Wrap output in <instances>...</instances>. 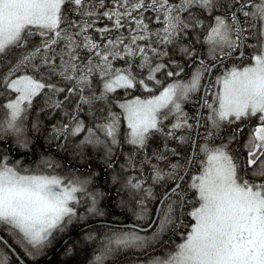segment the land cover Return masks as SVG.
<instances>
[{
  "label": "snow or ice",
  "instance_id": "6c2138e0",
  "mask_svg": "<svg viewBox=\"0 0 264 264\" xmlns=\"http://www.w3.org/2000/svg\"><path fill=\"white\" fill-rule=\"evenodd\" d=\"M220 8L225 13L214 14ZM204 13L211 18L208 24L200 18ZM73 14L78 18H70ZM153 18L161 25L155 30L146 22ZM99 19H107L111 26L95 28ZM93 28L104 39L103 43L89 34ZM202 28L206 29L202 42L208 46L211 61L207 64L204 59H196L192 45L180 43L189 30ZM249 30L257 40L255 45H249L255 49L251 62L243 67L225 68L214 82L208 80L201 97L208 114L204 117L198 112L195 117L197 127L201 119H206L208 137L219 135L225 124L230 126L258 117L257 126L243 144L246 150L243 166L238 163L239 157L228 150L242 128L234 129L227 143L200 147L204 158L198 174L188 184L196 201L187 213L193 222L186 226L188 231L181 234L182 241L174 249L162 255L146 253L149 256L146 264H264V0H0V64L3 65L0 86L15 94L0 104L5 110L0 118V139L5 134H15L18 139L24 135L28 110L34 98L47 89L52 94L67 91L69 96L78 97L75 110L65 113L69 122L53 126L56 138L66 139L86 132L81 145L102 146L106 156L111 157L113 147L121 142L123 119L127 129L124 142L144 152V159L139 161L140 175L127 176L123 187L130 190L138 207L135 211L138 219H148L147 202L156 201L157 207L147 225V230L155 228V231L148 237L139 234L144 229L133 226L131 231L106 236L95 264H105L120 250L147 249L163 233L181 223L177 209L190 203L182 186L183 177L179 175L181 165L170 164V170L165 172L158 163L153 164V159L162 161L167 157L162 152L149 156L148 141L154 132L161 133L166 140L188 141L187 137L176 135L179 129L193 127L183 109L184 102L201 90L206 73L211 76L214 68L243 46L244 34ZM111 32L116 35L105 36ZM36 34L43 38L38 46L14 62H4V57L26 46L27 38ZM178 43L180 52L196 64L186 80L179 79L184 68L176 61L159 62L169 57L168 48H175ZM81 51L88 53L86 60L80 59ZM118 60L124 61V66L115 67ZM170 65L179 71L167 70ZM145 71L146 76L142 75ZM161 72L173 79L162 86L159 94L115 101L121 111L111 110V97L118 89L127 93L139 86L152 92L150 83L162 85L157 79ZM56 77L71 83V87H58L51 82ZM93 77L97 78L99 95ZM69 96L64 99L68 100ZM96 101L104 103V107L97 109L100 116L95 119L99 122L86 128L78 113L84 104L91 110ZM62 105L63 101L57 100L49 106L61 108ZM169 116L175 123L165 131L163 120ZM19 142L26 144L23 140ZM164 147L167 150V144ZM171 152L176 155L175 149ZM43 164L50 169L57 166L47 160ZM18 165L19 161L13 164L7 156H0V230L11 235L32 257L49 242L66 217L76 215L73 204L79 203L77 193L87 194L92 203L88 211L92 213L97 212V195L88 193L90 179L75 176L65 179L30 172ZM127 166L137 167L134 156L128 157ZM145 166L151 169L154 185L163 186L166 180L174 182L158 199L151 186L145 187L149 178L143 174ZM119 180L120 177H113L114 183ZM3 243L0 236V244ZM0 264H8L3 252H0Z\"/></svg>",
  "mask_w": 264,
  "mask_h": 264
},
{
  "label": "trees",
  "instance_id": "16d2710c",
  "mask_svg": "<svg viewBox=\"0 0 264 264\" xmlns=\"http://www.w3.org/2000/svg\"><path fill=\"white\" fill-rule=\"evenodd\" d=\"M107 2V0H106ZM225 9L220 8L214 14H224ZM148 17H152V13L145 14ZM70 18H78L74 14ZM205 20V24L210 23V17L207 13H204L200 17ZM241 21L244 20L242 14H240ZM149 23L150 28L155 30L161 25L158 24L154 18L146 21ZM105 25L111 26V22L107 19H99L96 21L95 28H102ZM63 27V25H62ZM247 27V25H245ZM95 28L89 29V34L93 38L103 43L104 39L100 36L99 33L95 31ZM206 29L202 28L198 31H188L187 37L183 38L180 43L190 44L197 53L196 59H204L205 63H210L208 55V46L203 43L204 33ZM115 36V32L106 33L105 36ZM255 37L251 30L245 33V44H244V53L242 57L237 59L236 62L241 64L248 62L250 55L252 53L251 48L249 47L248 41L253 40ZM43 38L38 34L29 36L27 38L28 43L26 46L12 50L6 57H4L5 63L14 62L18 57L23 54H26L28 51L32 50L38 46ZM180 44L178 43L175 48L171 46L168 48L169 57L163 58L162 61L165 64L169 63V59L176 61L181 67L184 68V72L181 74L179 79L186 80L188 76L193 71L196 64L193 59H190L184 56L179 50ZM238 49V48H237ZM88 53L81 51L80 59L86 60ZM59 62V61H57ZM138 62V61H137ZM233 60H226L222 64L218 65L213 69V72L210 76L211 81L217 72H219L223 67H226ZM115 67L124 66V61H115ZM0 67H3L0 64ZM167 70L179 71L175 65H170ZM138 71V70H137ZM23 74V73H18ZM28 74H32L30 71ZM46 74V73H45ZM144 76L147 75V72H143ZM205 77V76H204ZM157 79L162 82V85H156L154 82L150 83V87L153 89L152 92H146L144 89L139 86L135 89H130L125 92L123 89H118L116 93L112 94L111 99L113 104L111 105V110L113 112L119 113L121 110L116 106L115 101H120L124 98L141 96L149 97L151 95L159 93L162 90V86L166 85L169 82H172L173 78H168L165 72L157 74ZM204 80V79H203ZM202 80V82H203ZM51 82L57 83L58 87L67 89L71 87V83L67 81H62L59 77H56ZM201 82V84H202ZM93 85L96 88V94L99 95V85L97 84V78L93 77ZM14 93L11 90H5L3 86H0V104L7 102L9 96H13ZM85 95H89L85 91ZM69 96L67 91L58 94H52L49 90L45 89L40 95L34 98L32 107L28 110L27 119L24 121V127L26 129L24 135L19 139L15 134H5L2 139H0V156H7L10 163H16L19 161V168L31 170L33 166L37 168L30 172H41V173H51L52 175H57L64 177L65 179H72L74 176L90 179L91 184H88V193L97 195V206L103 210L101 219L109 221H133L137 224L145 225L147 224L154 211L156 201H148V208L150 209L148 219H138L135 215V211L138 210L137 205L132 200L130 190L123 187L124 179L127 176H139V161L144 159V152H138L132 145H129L124 142V133L126 132V125L121 119L120 131H121V142L118 146L113 147V153L111 157H107L105 150L102 146H93V145H81L80 141L83 140L85 133H81L78 136H61L56 138L53 133V126H59L63 123L69 122V117L65 113H71L75 110L77 96H69L68 100H65L64 97ZM200 91L193 94L190 100L184 102L183 109L190 117L189 123L193 124L191 129H179L176 131L177 136H185L188 138L186 143H181L176 139H165L164 135L161 133L154 132L151 138L148 141L147 153L149 156L153 152H162L166 155L167 159L162 161L152 160L153 164H159V167L165 172L169 171L168 165L179 163L181 168L179 169V175L183 172L188 162L190 155L191 147L193 144V136L196 126V115L199 104ZM50 97V99H49ZM210 98V94L208 95ZM63 101L61 108L50 107L49 105L53 101ZM104 107V103L101 101H96L95 104L91 107L87 104L82 105V111L78 113L79 118L84 121L85 127H93L95 123L99 121L95 117H99L100 113L97 109ZM208 109L203 107L202 114L206 117ZM5 110L0 108V118H3ZM106 114V113H105ZM175 123L173 117L169 116L168 119L163 120L162 127L167 131L171 124ZM256 120L255 117H251L242 121H238L233 125L225 124L219 135L214 137H208L207 132L209 130V125L206 119H201L198 127V134L196 139L195 153L192 159V162L183 177V188L185 190L188 201L190 202L187 206L182 208L181 212V223L180 225V235L178 239H175L173 244L177 245L181 234L188 230L186 226H189L193 221L191 217L187 215L191 211L192 206L196 203L194 194L191 190L188 189V184L190 183V176L193 173H198L200 161L199 158L202 155V152L199 150L200 143L206 141L208 146H218L221 143H227L228 137L232 135L234 129L242 128L243 131L239 132L237 135V141H233L228 146V150L233 154L239 157L238 163H241L243 166V159L246 156V150L243 148V144L247 141L248 136L252 128L255 127ZM33 125H36L34 128ZM26 141V144H22L19 141ZM165 144H167V150L165 149ZM175 149L176 155H173L171 150ZM129 156H134L135 161L137 162V167L135 169H128L127 159ZM51 161L54 165H57L54 168H47L44 166L43 161ZM123 166V167H122ZM248 173L251 172V169L247 170ZM145 177H149L145 183V187L151 186L153 192L156 194L157 199L163 194L165 188H169L174 182L171 180L163 181L161 184H153L150 178L151 169L148 166H145L143 170ZM241 175H244L241 172ZM118 176L120 180L116 183L113 182V177ZM79 196L85 197L86 194L78 193ZM142 195V193H141ZM88 197H85L82 202H87ZM175 199V198H174ZM179 208L177 209V216L179 213ZM94 220V219H93ZM85 223V222H84ZM83 224L79 223V220L70 227L69 230L62 231L60 228L54 230V240L51 242V245L46 249L45 253L39 255L36 260L32 261L23 248L16 243L11 235L7 232L0 230V233L10 242L11 245L18 251V253L26 259L28 262L36 263L40 260L50 249L55 247L61 239L64 238L71 230L76 226ZM103 226H108L107 224H95L91 225L80 232L75 236L70 238L63 247L49 259L46 264H86L87 260H93V256L98 253L97 248H90L85 252L84 248H78L76 240L83 235L86 231H91L95 229L96 233L104 231ZM148 231V230H145ZM164 234V233H163ZM162 234V236H163ZM162 236L153 243L155 246L168 247L167 244L170 239L166 242H162ZM165 236V235H164ZM0 247L4 254L8 257V264H20L19 261L15 258L11 250L5 246V244H0ZM127 256L116 255L115 257L108 258L105 261V264H122Z\"/></svg>",
  "mask_w": 264,
  "mask_h": 264
},
{
  "label": "rangeland",
  "instance_id": "374dc122",
  "mask_svg": "<svg viewBox=\"0 0 264 264\" xmlns=\"http://www.w3.org/2000/svg\"><path fill=\"white\" fill-rule=\"evenodd\" d=\"M256 43H257V40L255 38L253 40L248 41L249 45H255ZM250 48H251V51H252L251 54L253 55L254 52H255V49L253 47H250ZM251 56H250V58H251ZM250 62L251 61L245 62L243 64H233V65H230L228 68H231L234 65L238 66V67H243L244 65L249 64ZM222 71H223V69H221L219 72H217L215 74V76L213 77V82L215 81L216 77L221 74ZM157 94H159V93H157ZM209 94H210V98H208V100H209V102H211L212 95H211V93H209ZM14 95L15 94H13L12 98H14ZM131 98H133V97L124 98V99H131ZM142 98H147V97H142ZM124 99H121L120 101H123ZM207 114H208V112L206 113V116H207ZM125 125H126V123H125ZM204 144L208 145V143L205 140L202 141L200 143L199 150H200V147L203 146ZM212 147H216V146H212ZM203 158H204V154L202 153V155L199 158V161H201ZM36 168H37L36 166H33V168L30 171H33ZM37 173H41V172H37ZM43 174L52 175L51 173H43ZM197 174L198 173H193L190 176V182H191V178L194 175H197ZM82 179H85V178H82ZM89 184H91V182ZM77 196L79 198V203L73 204V206L76 209V215L72 216L71 218H68V217L65 218V220L62 222V225L60 227V230H62V231L69 230L70 227H72L76 223L77 220H79V223H82V222L84 223V222H87V221H90V220H93V219H101L100 217H102L103 210L97 206V203H96L97 212L96 213H92V212L88 211V209L90 207H92L91 200L89 198H87L88 199L87 202H84V203L82 202V200L85 197H88L87 194H86L85 197H83V196H79L78 193H77ZM103 228H104V231H102L100 233H96L95 229H92L91 231L90 230L86 231V232L83 233L82 236H80L76 240L78 248H84L85 252H87L90 248H97L98 253H96L93 256L92 262H91V260L88 259L86 264H95V257L100 254L102 246L106 242L105 241V237L106 236L112 235V233H119L121 231L127 232V231H131L132 230V228H129V227H117V226H111V225L103 226ZM154 231H155V228H153L151 230H148V231H139V234L151 237L152 233ZM53 234H54V231H53L51 237H49V242L41 250H39V252H34L32 257L27 255L32 261L36 260L39 255H42V254L45 253L46 249L51 245V242H53V240L55 238V236ZM181 241H182V239L178 242V244ZM155 242L156 241H153L149 245V247L152 246L153 243H155ZM174 247L175 246L173 245V249H174ZM29 250L31 251V249H29ZM144 250H146V249H144ZM167 251H169V249L165 250V248H161L159 251H157L155 253V255H162V254H164ZM0 252H3L1 248H0ZM141 252H143V250H139V249H136V248H128V249L120 250V251L114 253L111 257H115L116 255H118V256L119 255L127 256V258L123 261L122 264H146L147 259L149 258V256L148 255L147 256H142V255H140ZM111 257H109V258H111Z\"/></svg>",
  "mask_w": 264,
  "mask_h": 264
},
{
  "label": "water",
  "instance_id": "95a60500",
  "mask_svg": "<svg viewBox=\"0 0 264 264\" xmlns=\"http://www.w3.org/2000/svg\"><path fill=\"white\" fill-rule=\"evenodd\" d=\"M234 10V9H233ZM243 49H244V41H243V46L239 47L238 51L237 52H234L232 54L231 57L227 58V59H230V58H239L242 56L243 54ZM226 60V59H225ZM211 63V62H210ZM210 76L206 73L205 74V77H204V80L202 82V87H201V90H200V96H199V104H198V110H197V113L198 112H202V108H203V104H202V101H201V97L204 96V88L207 86V82L209 80ZM199 127V126H198ZM198 127L195 126V131H194V136H193V141H195V144L193 143L192 144V147H191V151H190V155H189V158H188V162L186 164V167L185 169L183 170V172L181 173V177H184V175L186 174L191 162H192V159H193V156H194V152H195V147H196V139H197V134H198ZM174 186V183L169 187H173ZM157 207V203L155 204V207H154V211ZM153 211V213H154ZM152 218V217H151ZM151 220V219H150ZM150 222V221H149ZM148 222V223H149ZM147 224L145 225H141V224H137L133 221H123V222H118V221H109V220H105V219H94V220H90V221H87L83 224H80L78 225L77 227H75L73 230H71L66 236H64L63 239H61V241L55 246L53 247L52 249H50L40 260H38L36 263H31V262H28L26 259H24L19 253L18 251L13 247V245L10 244V242L3 236L0 234V236L3 237V240L5 241V245L11 250V252L14 254L15 258L19 261L20 264H46L49 259L51 257H53L62 247L63 245L70 239L72 238L73 236H75L78 232H80L81 230L91 226V225H95V224H107V225H111V226H117V227H129V228H133V226H138L139 229H144L143 231L147 230Z\"/></svg>",
  "mask_w": 264,
  "mask_h": 264
},
{
  "label": "flooded vegetation",
  "instance_id": "af4514ba",
  "mask_svg": "<svg viewBox=\"0 0 264 264\" xmlns=\"http://www.w3.org/2000/svg\"><path fill=\"white\" fill-rule=\"evenodd\" d=\"M245 35V34H244ZM244 42H245V38H244ZM239 49V48H238ZM238 49H236L234 52H236ZM252 55V54H251ZM250 55V56H251ZM230 60H233L234 62H230L228 65H227V68L230 66V65H233V64H241L240 62H236L237 61V58H230ZM249 61H250V58H249ZM224 70V68H223ZM255 120H256V124H258V117H255ZM179 211H181V209H179ZM178 216L180 217V219L182 220V217H181V214L178 213ZM180 225H177V226H174L173 228H170L169 231L165 232L162 236V242H166L168 239L169 242L167 243L169 245V247H162V246H155L154 244L150 247H148L146 250H143V252H141L140 255L142 256H147L146 253H151V254H154L159 251L161 248H165V250H172L173 249V245L175 246V244H173L174 240L175 239H178L179 235H180ZM187 231H185L184 233H186ZM165 235V236H164ZM161 238V237H160ZM182 239V236L180 238V240ZM1 248V247H0ZM175 248V247H174ZM154 250V251H153Z\"/></svg>",
  "mask_w": 264,
  "mask_h": 264
},
{
  "label": "bare ground",
  "instance_id": "6f19581e",
  "mask_svg": "<svg viewBox=\"0 0 264 264\" xmlns=\"http://www.w3.org/2000/svg\"><path fill=\"white\" fill-rule=\"evenodd\" d=\"M1 234V233H0ZM2 235V234H1Z\"/></svg>",
  "mask_w": 264,
  "mask_h": 264
}]
</instances>
